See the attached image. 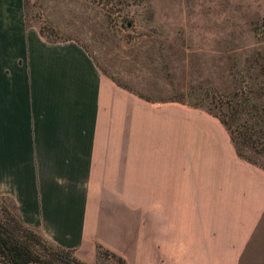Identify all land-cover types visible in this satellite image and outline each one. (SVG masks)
<instances>
[{
    "label": "rangeland",
    "instance_id": "1",
    "mask_svg": "<svg viewBox=\"0 0 264 264\" xmlns=\"http://www.w3.org/2000/svg\"><path fill=\"white\" fill-rule=\"evenodd\" d=\"M24 11L46 38L81 44L109 107L93 239L73 253L230 264L245 245L240 261L263 264L264 225L239 229L264 196V0H25Z\"/></svg>",
    "mask_w": 264,
    "mask_h": 264
},
{
    "label": "crops",
    "instance_id": "2",
    "mask_svg": "<svg viewBox=\"0 0 264 264\" xmlns=\"http://www.w3.org/2000/svg\"><path fill=\"white\" fill-rule=\"evenodd\" d=\"M108 108L99 71L81 44L47 39L26 22L23 0H0V194L25 224L63 247L93 239ZM240 216L245 238L264 225V196ZM244 247L233 248L230 264H243ZM262 257L264 264V249Z\"/></svg>",
    "mask_w": 264,
    "mask_h": 264
},
{
    "label": "trees",
    "instance_id": "3",
    "mask_svg": "<svg viewBox=\"0 0 264 264\" xmlns=\"http://www.w3.org/2000/svg\"><path fill=\"white\" fill-rule=\"evenodd\" d=\"M23 2L25 10V0ZM223 121L228 127L229 121L226 119ZM229 137L236 147L232 128H229ZM0 262L2 264H126L117 255H113L110 260L98 259L95 262L82 260L71 248L50 241L25 224L17 211H12L3 204L0 206Z\"/></svg>",
    "mask_w": 264,
    "mask_h": 264
}]
</instances>
